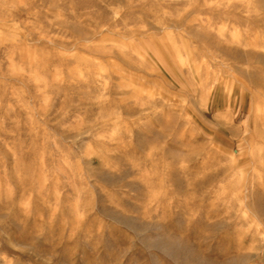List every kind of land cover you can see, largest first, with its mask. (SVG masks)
<instances>
[{"label":"rangeland","instance_id":"374dc122","mask_svg":"<svg viewBox=\"0 0 264 264\" xmlns=\"http://www.w3.org/2000/svg\"><path fill=\"white\" fill-rule=\"evenodd\" d=\"M0 264H264V0H0Z\"/></svg>","mask_w":264,"mask_h":264}]
</instances>
